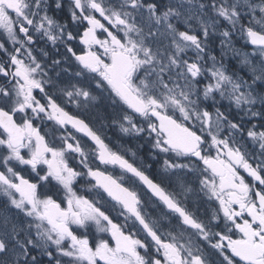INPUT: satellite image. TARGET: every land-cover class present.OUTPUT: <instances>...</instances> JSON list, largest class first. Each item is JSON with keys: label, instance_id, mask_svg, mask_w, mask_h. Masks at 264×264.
Segmentation results:
<instances>
[{"label": "snow or ice", "instance_id": "6c2138e0", "mask_svg": "<svg viewBox=\"0 0 264 264\" xmlns=\"http://www.w3.org/2000/svg\"><path fill=\"white\" fill-rule=\"evenodd\" d=\"M49 7L50 0H0V39L13 45L0 43V195L7 198L0 204V264H45V256L47 264H264V131L257 132L255 124L245 129L243 117L236 122L220 107L227 101L237 114L264 120V92L228 75L223 62L207 52L209 37L217 34L223 48L235 51L231 37L239 32L260 57L257 65L245 54L242 63L251 67L253 84L264 81V0H70L72 22L84 26L79 53L69 43L76 36L48 15ZM63 7L55 0L56 9ZM39 39L54 48L63 44L79 66L74 75L85 80L59 87L65 102L87 109L98 99L93 83L106 92L116 112L112 123L124 135H147L160 154L153 159H162L166 178L177 177L179 192L154 182L57 102L46 85L57 89L62 62L52 58L57 78L52 77L46 66L49 52L39 49L43 61L35 54ZM257 104L261 111L253 110ZM34 120L65 130L70 125L87 136L99 165L118 166L137 178L167 212L150 217L138 193L121 183L123 176L91 167L88 151L79 140L73 143L71 134L61 137L62 146L50 144ZM245 131L260 150L255 166L241 143H247ZM72 153L94 181L87 187L96 198L74 190L85 173L70 166ZM16 165L30 169L36 181L21 175ZM240 168L258 188L246 182ZM189 173L199 191L218 205L206 222L177 199L195 191L183 179ZM52 187L63 200L39 191ZM100 190L114 202L111 211L123 217V224L102 207ZM168 213L177 214L179 224L166 225ZM93 228L94 246L88 235Z\"/></svg>", "mask_w": 264, "mask_h": 264}, {"label": "flooded vegetation", "instance_id": "af4514ba", "mask_svg": "<svg viewBox=\"0 0 264 264\" xmlns=\"http://www.w3.org/2000/svg\"><path fill=\"white\" fill-rule=\"evenodd\" d=\"M0 43H6L7 47L9 48V42H7L6 39H0ZM49 69L51 70V67ZM53 72L54 73L50 72V74L54 75L55 71ZM0 83H4L3 77H0ZM46 88H48L50 93L53 92L55 93V98L57 102L60 103L66 111H68L70 114L76 115V113L75 112L73 113L70 110V108L66 105L63 97L61 95L59 96L57 95V91L55 89H52L50 86ZM35 95L37 96L38 99H42V94L38 90L35 92ZM42 102L46 103V101H44L43 99ZM86 122L93 130L97 131L102 137V134L99 132V130H96L95 127L89 121ZM33 123L35 126L39 127L41 134L45 135L46 140L50 144H54L56 146H62L61 137L68 134H71L72 136L75 137V139L72 140L73 143H75L76 140H79L80 143L85 147L86 151H88L89 153L90 166L93 168H96L98 166L101 170H104L106 168L107 171L114 176L117 177L123 176V180H121V183L125 187H129L138 193V195L141 197L142 201L144 202L145 210L149 213L150 217L158 216L161 211L167 212V209H165L164 206L155 197L151 195V193L146 189V187L142 186L141 182L137 178L132 177L129 173H123L118 166L99 165V161L95 159V145L86 136L81 135L80 133L76 132L74 129H72L69 126H67V130L62 129L52 121L44 120V122L41 123L40 120H34ZM102 139L113 151L119 152L130 163H133L134 166L141 168L144 171V173L148 175L149 178L152 179L154 182L161 184L166 190L170 192L180 191V187H168L166 179L164 178V175H162V171L160 169L162 165V159H153L154 155L159 156L160 154L155 153L150 141L148 142L146 141L148 137L138 136V137H134V139H132L131 141H124V139H118L124 141L125 143H128V145L130 146L128 147L129 149L128 153H123L122 151H120V149L116 146L115 142L107 141L103 137ZM79 160L80 157H78L75 153L69 154L70 166H72L77 171H82L85 173L84 177L77 178V181L74 183V190L77 191L78 194L87 195L89 196V198H96L92 195V193L89 191L87 187V185H89L90 183H94V181H90V178L86 176L87 170L83 168V165L79 163ZM16 168L25 178L30 179L32 182L36 181V177L33 173H31L30 169L20 165H16ZM258 187H259V183L257 182V188ZM39 191L41 192V194H44L46 192L48 195H53L54 198L57 199V201L63 200L62 192L60 194H55L56 193L55 187H52L50 189L41 188ZM100 196H102L103 201H105V203L102 204V207H104L107 211H109L113 221L119 224H123V217L119 216L116 212L111 211V205L114 202L111 201V199L107 197V194L103 193L102 190H100ZM177 199L180 201L183 207H185L190 213H192L199 220H204L201 219V216H203L204 214L205 216L210 215L213 207L218 208V205L216 204L215 201H209L207 197H205L203 193L199 191V187H195V191L189 193L187 198H185V196L183 195H180L177 197ZM203 212L205 213L203 214ZM221 220H223L222 216H221ZM204 221L206 222V220ZM164 223L166 225L170 223L171 226H175L179 224V217L177 214L168 213V220L164 221ZM180 226L184 227L182 224ZM78 231L81 233L83 232L82 229ZM163 231H167V228L163 229ZM188 231L191 232L192 230L188 229ZM88 235L90 237L91 243L94 246L95 237L97 235L95 229L93 228L92 231L88 233ZM143 235L144 234L142 233L141 230L140 238H143ZM52 251L53 254L55 255L54 248L52 249Z\"/></svg>", "mask_w": 264, "mask_h": 264}, {"label": "rangeland", "instance_id": "374dc122", "mask_svg": "<svg viewBox=\"0 0 264 264\" xmlns=\"http://www.w3.org/2000/svg\"><path fill=\"white\" fill-rule=\"evenodd\" d=\"M62 3L65 4L67 7H63L62 10H58L55 8V0H50V7L48 9V15L51 16L53 19H55L58 23L68 25L67 31H71V27H74L75 29H77L76 31L82 34L83 29H80L81 26L78 28L77 24H74L71 20V16L69 12L70 0H62ZM60 16H64V17L68 16L69 22L61 20ZM243 23L247 25L248 21L245 20L243 21ZM179 27L181 30H186V27L183 24H180ZM217 37L220 38V42H219L220 55L219 56L216 54L214 55L211 52H208V53L216 57L218 64L221 61L223 62L224 69L228 75L233 76L234 78L238 77L240 78L241 81L247 82V84L252 85V89L256 93L263 92L261 88L259 87L260 86L264 87V81H256V83L253 84L251 67L249 65H245L244 63H242L243 56L245 54L249 56L250 60L254 64L258 65L260 62V57L258 55H253L254 49L248 46V43L246 42V37H242L239 32H236L233 34V36L231 37V46H232V49H234L235 51H230L227 48H223L221 45L222 38L218 34H217ZM70 42L74 43L75 50L77 52H80L79 47L81 46L79 45V41L74 40ZM59 45L62 46V44H59ZM34 48L37 49L35 54L42 61L44 60V57L41 55L39 49L43 48L44 50L48 52H50V50L53 51L54 49H56L51 45V43L46 42L43 39L37 40L36 45H34ZM63 49L65 48L63 47ZM65 53H66V49H65ZM187 55L189 57H194L193 52H189ZM205 59H207V54H205ZM208 66H211V61H208ZM62 68L63 67H61V69L59 70L60 76L58 78H57V74L51 75L52 77L57 78L59 80V85L57 89H55L57 91L58 96L61 95L59 92V87L71 88L72 84L85 83V80L83 77H76L74 75V72L71 71L70 69H69L70 70L69 72H63ZM46 87H49V86L46 85ZM91 90L93 94L98 97V99L93 105H91L87 109L77 108L76 105L65 102L66 105L70 108L71 111H74L75 113L81 115L84 119L89 121L95 127L96 130H99V132L102 134V137L104 139L110 142H115L116 146L120 149V151H122L123 153H128L129 152L128 147L130 146L128 145V143H125L124 141H130L131 139H134V137H138V136L124 135L123 133H121L119 128L112 123V119L114 115H116V112L114 111V106L111 104V101L108 99V94L106 92H101L100 89H96L94 83L91 85ZM63 99L66 101V97H63ZM207 104L211 107L212 101L211 100L207 101ZM220 107H221V111H224L228 116L231 112L237 114V111L235 108L229 109L227 101H224ZM261 109H262V106L260 104L255 105L253 108L254 111H261ZM209 111H214V109H212L211 107ZM237 116H239L240 118L243 117L245 119H252L249 116L244 115L243 113H239L237 114ZM255 118H260V117H255ZM113 132H115L119 137L123 138L124 141L118 140V138L113 134ZM246 135L247 134H244V136ZM243 149L245 151L244 147ZM256 153H257V157H253L254 156V153H253L252 160L253 161L255 160L256 162H258L259 153H260L258 145H255V154ZM212 155H215V151L212 152ZM247 159L248 160L250 159L249 155ZM253 166H255V164H253ZM200 167H203V166L200 165ZM160 169L162 171V175H164V178L166 179L168 187H180L179 186L180 182L177 179V177L173 176L171 180H169L168 178H166V174L163 173L162 167H160ZM242 170H243L242 168L239 169V171H242ZM183 179L187 180L189 185H194V187H199L198 180H195L191 173L184 176ZM6 200H7L6 197H3L2 195H0V203L3 204V202H5ZM204 213L205 212H203V214ZM201 219L206 220L205 214L201 216ZM43 259L45 260V264H47L48 258L45 256L43 257Z\"/></svg>", "mask_w": 264, "mask_h": 264}, {"label": "trees", "instance_id": "16d2710c", "mask_svg": "<svg viewBox=\"0 0 264 264\" xmlns=\"http://www.w3.org/2000/svg\"><path fill=\"white\" fill-rule=\"evenodd\" d=\"M156 2L157 3H160V0H156ZM64 7H67L65 4H64ZM66 18V17H65ZM99 18V17H98ZM101 19V18H100ZM66 20L69 22V19L68 18H66ZM101 22L102 23H104L106 26H108L107 25V23L105 22V21H103L102 19H101ZM70 24V23H69ZM86 26V25H85ZM83 27L84 26H81V28L80 29H83ZM109 27V26H108ZM109 28H111V27H109ZM77 29H75L74 27H71V32H73V34L76 36V40L78 41L79 40V36H80V33L78 32V31H76ZM113 31H115L114 29H112ZM100 35H101V37H103V33H100ZM201 39H203L202 37H201ZM219 42H220V38L219 37H217V35H211L210 37H209V42H208V45H207V52H211V53H213L214 55L216 54V55H220V45H219ZM70 44H73V43H70ZM74 45V44H73ZM75 46V45H74ZM63 44H62V46L61 45H59V43H58V45H57V49H58V51H59V53H51V59H50V62L52 63V58H55V59H59V60H61V65H68L73 71H76V69L79 67L75 62H73L74 60H72L71 59V56H69V60L71 61L70 63H67V62H65V60H64V57H65V55H67L66 53H65V49H63ZM65 65V66H66ZM236 68V67H235ZM87 75V74H86ZM259 88H261V90L264 92V87H259ZM209 106V105H208ZM211 109V107L209 106V110ZM229 118L230 119H233L234 121H236V122H241V118L239 117V116H237V114H235V113H233V112H231L230 114H229ZM261 123H264V120H262V119H251V120H247V119H245V118H243V121H242V126L245 128V129H247V128H250L253 124H255L257 127H256V131L257 132H259V131H264V128H262V127H260V124ZM244 134H247V132L245 131L244 132ZM149 141V140H148ZM244 141H246L247 143H244L243 141L241 142L242 143V146L243 147H246V150H245V152L247 153V157H248V155H249V158H250V160H252V154L255 152V150L253 149L254 148V145H253V143L250 141V140H248L247 139V135L246 136H244ZM253 161V160H252ZM254 162V161H253ZM255 163V162H254ZM244 177H245V179H246V182L247 183H250V184H253V181H252V179L248 176V175H246V173H244V172H240Z\"/></svg>", "mask_w": 264, "mask_h": 264}, {"label": "water", "instance_id": "95a60500", "mask_svg": "<svg viewBox=\"0 0 264 264\" xmlns=\"http://www.w3.org/2000/svg\"><path fill=\"white\" fill-rule=\"evenodd\" d=\"M249 45V47H253L252 45H250V44H248ZM70 126V125H69ZM71 127V126H70ZM75 130V129H74ZM79 133V132H78ZM80 134H82V133H80ZM83 135V134H82ZM85 136V135H84ZM87 137V136H86ZM88 138V137H87ZM89 139V138H88ZM90 140V139H89ZM91 141V140H90ZM92 142V141H91ZM93 143V142H92ZM94 144V143H93ZM144 186V185H143ZM145 187V186H144ZM147 189V188H146ZM148 190V189H147Z\"/></svg>", "mask_w": 264, "mask_h": 264}]
</instances>
